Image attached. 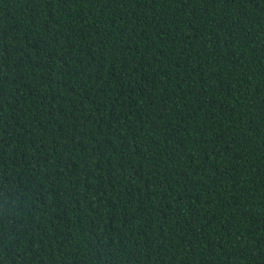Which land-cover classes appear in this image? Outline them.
<instances>
[{
    "label": "trees",
    "instance_id": "1",
    "mask_svg": "<svg viewBox=\"0 0 264 264\" xmlns=\"http://www.w3.org/2000/svg\"><path fill=\"white\" fill-rule=\"evenodd\" d=\"M0 264H264V0H0Z\"/></svg>",
    "mask_w": 264,
    "mask_h": 264
}]
</instances>
